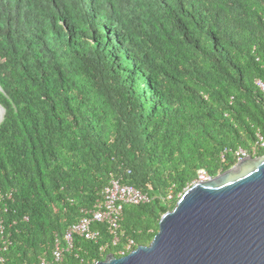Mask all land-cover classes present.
<instances>
[{
	"label": "trees",
	"instance_id": "trees-1",
	"mask_svg": "<svg viewBox=\"0 0 264 264\" xmlns=\"http://www.w3.org/2000/svg\"><path fill=\"white\" fill-rule=\"evenodd\" d=\"M256 79L264 0H0L6 264L52 261L111 179L151 200L124 206L116 244L104 223L74 236L62 264L147 245L199 169L264 155Z\"/></svg>",
	"mask_w": 264,
	"mask_h": 264
},
{
	"label": "water",
	"instance_id": "water-1",
	"mask_svg": "<svg viewBox=\"0 0 264 264\" xmlns=\"http://www.w3.org/2000/svg\"><path fill=\"white\" fill-rule=\"evenodd\" d=\"M96 264H264V155L192 183L147 245Z\"/></svg>",
	"mask_w": 264,
	"mask_h": 264
},
{
	"label": "built area",
	"instance_id": "built-area-1",
	"mask_svg": "<svg viewBox=\"0 0 264 264\" xmlns=\"http://www.w3.org/2000/svg\"><path fill=\"white\" fill-rule=\"evenodd\" d=\"M255 84L264 96V80L256 79ZM261 145L264 146V140L260 137ZM251 156L248 151L239 148L235 152L237 162L241 161L245 156ZM213 177L202 168L197 171V181H207ZM193 182V183H194ZM3 194L0 192V236L4 232V223L1 217V200ZM181 195H179L180 197ZM172 198V194L168 195V199ZM151 200L149 194L135 188L132 185L122 184L116 179H111L102 190V199L100 202L95 203L91 208L81 209V217L77 222L71 224L64 233L63 240L64 246L61 245L59 240L52 250V261L41 259L39 264H62L64 252L72 247L73 237L80 236L88 240H96L100 237V231L93 228L94 223H104L107 225L110 235L113 236V244L119 240L118 229L122 217L124 206L126 205H139L148 203ZM3 244V243H2ZM0 244V264H6V258L3 255L6 247ZM135 243L132 239L120 249L122 256L128 254L133 250ZM104 250V248H103Z\"/></svg>",
	"mask_w": 264,
	"mask_h": 264
},
{
	"label": "rangeland",
	"instance_id": "rangeland-1",
	"mask_svg": "<svg viewBox=\"0 0 264 264\" xmlns=\"http://www.w3.org/2000/svg\"><path fill=\"white\" fill-rule=\"evenodd\" d=\"M4 116V108L0 105V121L2 120Z\"/></svg>",
	"mask_w": 264,
	"mask_h": 264
}]
</instances>
